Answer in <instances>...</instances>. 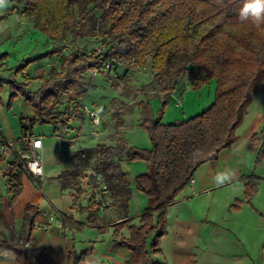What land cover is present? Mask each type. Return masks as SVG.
<instances>
[{"label": "trees", "instance_id": "trees-1", "mask_svg": "<svg viewBox=\"0 0 264 264\" xmlns=\"http://www.w3.org/2000/svg\"><path fill=\"white\" fill-rule=\"evenodd\" d=\"M6 2L12 4V12L21 11L34 28L55 43L66 38L72 46L80 38L85 41L79 51L67 52L65 48L52 46L49 53L24 59L13 69L16 76L37 59L57 54L59 70L52 67L36 91L28 90L25 82L0 78V84L3 81L9 84L12 96L21 94L30 107L31 115L20 118L22 138L16 142L24 153L28 151L24 141L32 136L35 125L50 124L65 129L67 125L61 117L80 115L79 106H71L70 100L62 109L55 104L66 93L77 98L87 93V72L107 73L116 69L119 60L136 54L152 60L155 75L151 82L139 88L145 99L138 102L139 125L148 132L151 148L130 146L123 138H118L113 146L98 144L95 149L82 148L71 156L74 168L57 177L65 186L78 179L93 160L96 175L102 177L110 198L118 203L125 217L113 229V246L129 249L131 253L124 264H157L150 255L160 251L158 242L166 233L167 208L200 164L216 158L221 150L234 143L237 127L253 94L264 93V21L259 25L252 22L253 9L248 10L247 19L241 16L245 5L252 0H4L3 3ZM101 20L106 26L102 32L98 28ZM104 38L109 43L107 49L103 46ZM5 58V54H0V68L4 67ZM107 63H110L108 68ZM193 71L198 73L188 82L193 89L215 79L213 103L193 117L162 123L174 84L187 83L183 76ZM158 91L160 108L154 115L148 100L151 92ZM249 142L247 149L254 152L255 163L264 161V126ZM122 159L147 163L146 170L135 178V188L146 196L147 206L140 215V224L127 227V238L119 232L130 218L127 207L131 195L127 175L117 164ZM23 161L12 151V160L8 162L11 202L22 188ZM240 180L244 191L231 205L235 210L242 202L251 203L261 177L254 172L240 176ZM24 207L23 227L14 242H7L0 233V259L11 257L18 263L58 264L46 257L44 249L30 234L38 210L29 203ZM61 219L77 229L85 225L102 229L93 212L87 215L85 223L71 216ZM0 224L10 231L1 214ZM87 254L88 250L79 254L67 252L66 262L78 264Z\"/></svg>", "mask_w": 264, "mask_h": 264}, {"label": "crops", "instance_id": "crops-1", "mask_svg": "<svg viewBox=\"0 0 264 264\" xmlns=\"http://www.w3.org/2000/svg\"><path fill=\"white\" fill-rule=\"evenodd\" d=\"M2 7L5 10L11 9L12 4L6 2ZM3 8L0 11V20L16 16L27 21L26 28L16 29L15 35L21 36L33 30L31 27L33 23L21 11L9 10L4 14ZM47 42L51 43V48L56 45L51 38H47L43 45L45 46ZM81 43L83 39L78 41L79 47ZM51 48L45 49V52L36 56L49 53ZM6 56L4 67L0 68V76L6 70L12 74L17 63L23 60L21 56V60L17 58L18 60L10 65L9 51ZM59 63L60 58L57 54L37 59L22 73L13 75V79L25 82L28 90L36 91L42 79L49 76L52 67L59 70ZM100 72L85 74L87 93L78 98L72 93L63 96L66 102L70 100L71 106H79L80 115L61 117L67 127L63 129L61 126L53 125L54 138L51 141L45 142L44 135L41 134L43 131H48V127L42 126L38 131L32 129V136L42 137V164L43 148L47 145L54 146V156L57 155V160L54 166L44 167V174L39 182L25 173L22 176L21 191L13 202L7 186L0 206V214L10 226V231H7L11 234L16 232L17 237L23 227L24 206L29 203L35 207L39 214L34 219L35 224L30 234L34 236L36 244L44 249L46 257L58 264H67L66 254L72 251L79 254L88 250L86 257L78 264H124L131 254L129 249L113 246L115 239L113 229L125 220L118 203L109 195L104 207L90 202L92 196L100 194L98 184L93 183L91 176L94 169L89 167L83 169L78 178L79 183L76 185L69 182L63 186L57 177L62 172L74 168L71 156L82 148L95 149L98 144L113 146L118 138H123L128 145L138 148L150 149L152 146L148 132L139 125L140 114L138 122L132 121L131 118L126 117L129 104L97 91V85L94 84L95 74H101L107 83L112 84L109 76ZM215 85V79H210L197 89H193L185 81L175 83L161 122L164 124L178 122L208 108L214 101ZM31 86L33 87L29 89ZM112 86L118 90L119 96L125 95L131 99L132 104L144 97V94L136 95L132 86L123 90H119V87L113 84ZM92 92L99 95L92 98L90 96ZM58 101L60 103L56 105L61 109L64 108L66 102L63 101L61 104L62 100ZM155 102H158V99H151L154 115L158 110ZM4 106V98L0 96V144L12 141L14 148L21 149V145L16 143L22 138L21 114L11 115ZM89 112L98 119L97 123H94V117L90 116ZM262 126H264V93L257 92L253 94L245 116L237 127L234 143L221 150L216 158L200 164L191 177L192 181L183 186L182 191L167 208L164 225L166 233L158 242L160 251L156 255H150L157 264H260L261 262L264 264V186H262L264 173H257V167L261 162L256 164L254 152L247 149L252 135ZM72 144L77 145L78 149L68 152L67 164H65L60 161V157ZM12 149L8 153L0 152L1 161L5 160L7 165L12 160ZM117 164L127 175L128 188L131 190L127 207V215L130 218L127 225L119 230L121 236L127 238L129 235L127 227L140 224V215L147 206L146 196L135 188V178L146 170L147 163L143 160L122 159ZM254 172L261 177V180L257 182L251 203L242 202L237 210L231 209V205L243 195L244 185L240 176ZM6 177L8 179V172ZM90 212L95 214V218L102 226L101 230L88 225L77 229L72 225L68 226L61 219L62 216H71L75 221L85 223ZM151 238L152 236L147 239L148 248ZM0 264L26 263H18L11 257H1Z\"/></svg>", "mask_w": 264, "mask_h": 264}, {"label": "rangeland", "instance_id": "rangeland-1", "mask_svg": "<svg viewBox=\"0 0 264 264\" xmlns=\"http://www.w3.org/2000/svg\"><path fill=\"white\" fill-rule=\"evenodd\" d=\"M3 4L0 5V11H1V8H3L2 7ZM6 9L7 10L3 8L2 12H4V14H6V12L10 10L8 8ZM99 23L100 24L98 28H99V31L102 32L103 30L106 29V26L102 20ZM26 24H27V21L25 18L19 19L16 16H10L6 20H0V54L6 55L8 51L10 52V56H9L10 65L13 64V62L18 60L19 58H20L19 60H21L22 57H23V60L32 58L40 53L45 52V49L51 48V43L49 44L47 42L45 46L43 45V43L47 40L48 37L45 36L38 29L34 28L33 26H31L33 30H29L24 35H21V36L18 34L15 35L14 31L16 29L21 30V28L25 29ZM79 40H82V39L80 38L78 39V41ZM78 41L75 43V45L72 46L71 44H69L68 38H66L63 41H56V45L62 48H65L67 52H70L72 49L74 51H79L81 50L79 49L81 47L78 46ZM84 42L85 41L83 40V43ZM83 43H81V46ZM108 44L109 43L106 38L105 43H103L104 48L108 47ZM24 49L25 51H23ZM22 54H25V55L22 56ZM118 62L119 63L116 66V69H114L112 73H111V70H109L106 74L100 71H93V74L95 72H100L104 75L109 76L111 83L115 86H118L119 90L128 89V87L132 86L135 89L134 92L136 95L140 94L141 96L142 94H144V92L139 88L151 82V80H153L154 75H155L154 69L152 68V60L149 59V56L144 57L143 55L136 54V56H133V58L129 56L128 58L121 59ZM13 75H14L13 73L10 74V72L6 70L2 72L0 78L3 80H6L8 78H13ZM197 76H198V73L196 71H193L189 75L185 74L183 77L188 83L190 78L193 79V78H196ZM94 84L97 85L98 92H101L102 94L107 95V96L110 95L112 98H116L120 102L125 103L127 105L129 104V112L127 113L126 117L131 118V120L134 122H138V116L141 111V107L138 102L142 99H145L144 97L140 98V100H138L135 104L130 103L131 99H129L125 95L119 96L118 90H116L112 86V84H110L109 82L107 83L101 74L94 75ZM32 87L33 86H31L29 89H31ZM10 92L11 90H10L9 84L6 81H3L0 84V96L4 98V102H5L4 107L6 108V111L11 115L21 114L20 116H24V115L29 116L31 114L30 107H28L22 95L18 93L12 96ZM98 95H99L98 93H94V92L90 94L92 98ZM149 96L150 98L148 100V103H150V106L153 112L151 99L153 98L158 99V102H155V103L159 109L160 108L159 100H160L161 92L159 91L157 93L151 92ZM60 99L62 100L61 104L63 103V101L66 102L65 101L66 99L64 97H61ZM57 103L59 104L60 102L58 101ZM42 126L48 127V131H43V132L41 131L42 132L41 134L44 135L45 142L51 141L54 138L52 134L53 125L39 123L33 127L35 128L34 131H38V129ZM43 149H44L43 154H42L43 166L44 167L54 166V163L57 160V157H56L57 155L54 156V152H55L54 146L47 145ZM77 149H78L77 145L72 144L71 147H69L66 152L62 153V156L60 157V161L67 164L68 152H73ZM90 162H91L90 165L87 167L94 169L95 162H93V160H91ZM8 168H9V165H7V162L5 160L0 161V188H1L0 206L2 205V197L5 195L4 192L7 189V186H9V180L6 177ZM257 173H260V174L264 173V161H262L260 165L257 167ZM91 176L93 177V183L95 184L96 183L95 169L91 172ZM71 182L78 184L79 180L73 179L71 180ZM84 204L85 202H83V205ZM0 233H1L2 238L5 239L7 242H14V240L17 238L16 232L14 234L9 233L1 224H0Z\"/></svg>", "mask_w": 264, "mask_h": 264}, {"label": "built area", "instance_id": "built-area-1", "mask_svg": "<svg viewBox=\"0 0 264 264\" xmlns=\"http://www.w3.org/2000/svg\"><path fill=\"white\" fill-rule=\"evenodd\" d=\"M110 66V63H107V68ZM90 116H93L94 123L98 122L95 115L92 112H89ZM24 144H28V151L22 152L19 148L13 147V142H6L4 144H0V152L1 153H8L11 152L10 150L13 147V151H16L18 155L24 160L21 162L22 168L25 173L29 174L38 182L42 179L44 174V166L42 164L41 158V147H42V137L39 136H31L25 139ZM192 179L190 178L188 182H191ZM96 182L98 184V192L99 195L92 196L90 202L96 206L104 207L106 206V198L108 197L110 191L108 190L106 184L102 181V177L97 174Z\"/></svg>", "mask_w": 264, "mask_h": 264}, {"label": "clouds", "instance_id": "clouds-1", "mask_svg": "<svg viewBox=\"0 0 264 264\" xmlns=\"http://www.w3.org/2000/svg\"><path fill=\"white\" fill-rule=\"evenodd\" d=\"M4 0H0V5H2ZM253 9L251 13L252 22L259 25L264 21V0H252V3L246 4L244 10L241 13L243 19L248 18V10ZM222 182V181H221Z\"/></svg>", "mask_w": 264, "mask_h": 264}]
</instances>
